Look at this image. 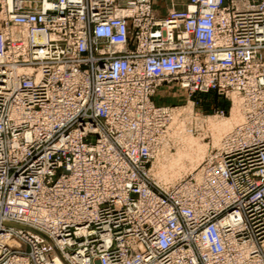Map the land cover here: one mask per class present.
Segmentation results:
<instances>
[{"label": "built area", "instance_id": "1", "mask_svg": "<svg viewBox=\"0 0 264 264\" xmlns=\"http://www.w3.org/2000/svg\"><path fill=\"white\" fill-rule=\"evenodd\" d=\"M153 3L0 0V264H264V0ZM172 83L245 117L161 185Z\"/></svg>", "mask_w": 264, "mask_h": 264}, {"label": "rangeland", "instance_id": "2", "mask_svg": "<svg viewBox=\"0 0 264 264\" xmlns=\"http://www.w3.org/2000/svg\"><path fill=\"white\" fill-rule=\"evenodd\" d=\"M166 15L159 17L164 18ZM235 95L230 94L228 97H224L214 92L189 95L179 85L173 83L164 84L158 88L153 98L155 104L170 108L172 114L166 123V133L161 140L159 150L149 165L150 173L157 183L171 185L175 181L193 174L203 159L218 147L214 144V137L216 132L218 133L217 128L227 125L225 130H220L223 133L221 137H223L235 125H238L239 118L234 122V117L231 114L232 109L238 103V106L236 105L237 112L240 115H243V112L242 103H239L241 102L240 98ZM215 126L218 127L215 128ZM221 137H219L218 143L221 141ZM189 143H195V146L201 149L199 158L193 160L190 158ZM165 175L168 177L167 180L162 179L165 178Z\"/></svg>", "mask_w": 264, "mask_h": 264}, {"label": "bare ground", "instance_id": "3", "mask_svg": "<svg viewBox=\"0 0 264 264\" xmlns=\"http://www.w3.org/2000/svg\"><path fill=\"white\" fill-rule=\"evenodd\" d=\"M235 96H236V95H235ZM239 98H240L239 100H240L241 102H239V100H237V101H238L239 103H242V112H243V115L241 114L242 117H241L240 113L237 112V111H238V110H237V109H238V107H237V106H238V105H237L238 103L236 104L237 106L235 105V107H237V108L233 107V109H232V113H231V114L233 115V117H234V119L232 118V119L234 120V122L237 121L238 118H239V122L237 123L238 125H240V124L244 121V117H245V109H244L245 107H244V105H243V99H241L240 96H239ZM234 102H236V101H234ZM239 108H240V106H239ZM171 114H172V113H171ZM232 119H231V120H232ZM233 120H232V121H233ZM221 125H222V124H221ZM226 126H227V125H226ZM226 126H223V125H222V126H219V127L217 126L218 128L215 126V128H217V130H218V133L216 132V135H215V137H214V138H215V140H214V141H215L214 144H215V145H218V147L220 146V144H221V142H222V139H223L224 137H226V136H227V135H228V134H229V133H230V132H231V131L237 126V125H235L231 130H229V132H227L226 134H224L223 137H221V135H222L223 133H221L220 130H221V129H224V130H225V129H226V128H225ZM213 129H214V128H213ZM214 130H215V129H214ZM219 137H221L222 139H221V141L218 143V140H220ZM218 138H219V139H218ZM161 142H162V141H161ZM189 145H190V146H189V148H190V150H189V152H190V153H189L190 158H191L192 160L195 159V158H199V153H200L201 149L198 148V147H196V146H195V143H189ZM218 147H217V148H218ZM215 149H216V148H215ZM179 157H180V155H179ZM201 157H203V156H201ZM167 178H168V177L165 175V178H162V179H163V180H164V179L167 180ZM182 179H183V178H182ZM168 180H169V179H168ZM175 182H176V181H175ZM175 182H174V183H175ZM167 183H168V181H167ZM158 184H159V183H158ZM160 184H161V183H160ZM161 185H162V184H161ZM163 185H164V184H163ZM11 225H12V224H11ZM12 227H15V225H12ZM37 234L40 235L39 233H37Z\"/></svg>", "mask_w": 264, "mask_h": 264}, {"label": "crops", "instance_id": "4", "mask_svg": "<svg viewBox=\"0 0 264 264\" xmlns=\"http://www.w3.org/2000/svg\"><path fill=\"white\" fill-rule=\"evenodd\" d=\"M188 0H155L153 9L157 16L166 15L169 9L182 10L185 8Z\"/></svg>", "mask_w": 264, "mask_h": 264}]
</instances>
